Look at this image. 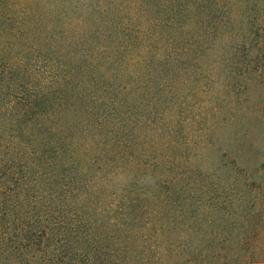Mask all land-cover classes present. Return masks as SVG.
I'll use <instances>...</instances> for the list:
<instances>
[{
	"label": "trees",
	"instance_id": "trees-1",
	"mask_svg": "<svg viewBox=\"0 0 264 264\" xmlns=\"http://www.w3.org/2000/svg\"><path fill=\"white\" fill-rule=\"evenodd\" d=\"M261 61L264 0H0V264H264L177 191L241 95L200 120L193 86Z\"/></svg>",
	"mask_w": 264,
	"mask_h": 264
},
{
	"label": "rangeland",
	"instance_id": "rangeland-1",
	"mask_svg": "<svg viewBox=\"0 0 264 264\" xmlns=\"http://www.w3.org/2000/svg\"><path fill=\"white\" fill-rule=\"evenodd\" d=\"M258 63H260L258 68H251L252 75H255L251 79L238 76L240 71L244 70L242 65L225 69L219 67L205 69L215 74L223 73L218 80L221 88L217 90L214 79L199 80V84L193 86L202 89V93L194 100L197 107L193 109V113L183 112V116L201 115L202 120L206 116L209 117L215 107L221 108L222 105L223 108L227 95L241 91L239 102L230 101L234 107L232 115L235 125L222 130V133L226 131L224 134L226 136L213 138L216 141L213 142L212 151H209V148L204 149L209 143L195 145L190 151L192 161L188 167L182 169V177L177 181L178 193L183 192L192 197V201L187 205L204 208L207 211L222 210V213L234 214L229 217L230 221L220 218L221 215H213L206 222L264 226V64H261L264 61ZM31 64L33 68L38 65L35 61ZM247 86L250 87L249 93ZM206 91L209 92L205 93ZM213 91L219 95L217 100L213 98ZM229 111L230 109L227 110L225 107L223 113ZM197 126L201 124L198 122L191 124L193 129ZM227 149L229 151L232 149L242 157L239 160L241 167L233 166L234 162L230 158L224 161L221 159ZM225 164L228 165L224 166ZM251 197H256V201L250 200ZM200 222H205V217H201Z\"/></svg>",
	"mask_w": 264,
	"mask_h": 264
}]
</instances>
